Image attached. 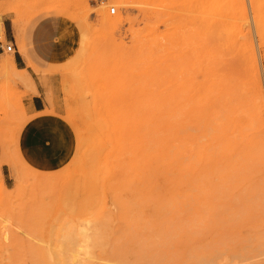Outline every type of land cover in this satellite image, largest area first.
Here are the masks:
<instances>
[{
    "label": "rangeland",
    "instance_id": "1",
    "mask_svg": "<svg viewBox=\"0 0 264 264\" xmlns=\"http://www.w3.org/2000/svg\"><path fill=\"white\" fill-rule=\"evenodd\" d=\"M8 14L26 58L63 24L58 107L27 114L0 53V264H264V0H0V34Z\"/></svg>",
    "mask_w": 264,
    "mask_h": 264
},
{
    "label": "crops",
    "instance_id": "2",
    "mask_svg": "<svg viewBox=\"0 0 264 264\" xmlns=\"http://www.w3.org/2000/svg\"><path fill=\"white\" fill-rule=\"evenodd\" d=\"M4 22L2 31L7 35L8 39L15 45L14 63L19 70H27L30 74L34 90L24 97L23 106L27 114H34L45 110L49 107L48 95L51 93L52 101L55 107L59 106L60 102V80L56 71H47L50 65L56 64V58L61 51H56L57 37L61 30L62 24L55 16L41 17L30 32L31 45L26 49L28 58L41 71L37 72L32 66H29V59L23 55L16 44L14 34L15 27L11 23V15ZM30 28L32 27H28ZM4 50L0 48V53Z\"/></svg>",
    "mask_w": 264,
    "mask_h": 264
},
{
    "label": "bare ground",
    "instance_id": "3",
    "mask_svg": "<svg viewBox=\"0 0 264 264\" xmlns=\"http://www.w3.org/2000/svg\"><path fill=\"white\" fill-rule=\"evenodd\" d=\"M17 24L15 23V26H16ZM18 32V31H17ZM4 63V62H3ZM5 64V63H4ZM7 64V63H6ZM10 65H11V67L13 68V70L14 71H16V72H23L24 70H19L17 67H16V65H15V63H14V59L13 58H11V60H10ZM7 66V65H6ZM5 66V67H6ZM257 85H258V87L260 88V82H257ZM234 91H236L235 92V94L234 95H237L236 97H237V99L239 100V101H242L243 102V104H245L244 105V107L243 106H241L242 108H243V112L245 113V115L247 116L248 115V110H249V104L247 105L246 103H247V99H248V97H249V95L247 94V92H246V88H239V87H237L236 88V86H234ZM261 93V98H262V92H260ZM235 99V97H232V100H234ZM245 117V116H244ZM229 120H228V122H227V126H233V130H236V127L238 126V127H240V128H244V127H246V125H247V123H245V122H247V121H245L244 122V124H242V122H237V121H234L233 120V122H234V124H231L230 123V121L232 120V112L231 113H229ZM247 119V118H246ZM244 121V120H243ZM154 128V127H153ZM264 130V129H263ZM154 133V132H153ZM234 134V133H233ZM153 135V134H152ZM156 144V143H155ZM157 145V144H156ZM151 146H154V145H152L151 144ZM163 146V145H162ZM165 148V147H164ZM173 149V148H172ZM155 151V150H154ZM152 152H153V150H152ZM173 152V150L171 151V153ZM157 157V156H156ZM161 166H159V168H160ZM176 170H178V169H176ZM175 170V171H176ZM173 172V171H172ZM163 186V185H162ZM162 188V187H161ZM165 188V187H164ZM163 188V189H164ZM156 189V188H155ZM86 221H87V219H86Z\"/></svg>",
    "mask_w": 264,
    "mask_h": 264
},
{
    "label": "built area",
    "instance_id": "4",
    "mask_svg": "<svg viewBox=\"0 0 264 264\" xmlns=\"http://www.w3.org/2000/svg\"><path fill=\"white\" fill-rule=\"evenodd\" d=\"M115 11V7L110 8L111 14L115 13ZM0 48L3 50L6 49L7 51L15 52V45L8 39L7 35L4 32L0 34Z\"/></svg>",
    "mask_w": 264,
    "mask_h": 264
}]
</instances>
